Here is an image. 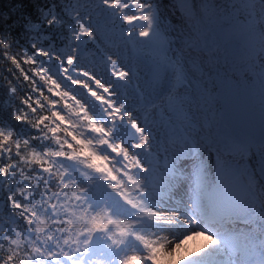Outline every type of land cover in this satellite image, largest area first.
<instances>
[{
  "label": "rangeland",
  "instance_id": "obj_1",
  "mask_svg": "<svg viewBox=\"0 0 264 264\" xmlns=\"http://www.w3.org/2000/svg\"><path fill=\"white\" fill-rule=\"evenodd\" d=\"M74 1L77 4L73 14L77 20V27L72 29V40L66 55L64 54L66 58L64 66L57 68L58 70L53 66L49 68L53 81L62 90L65 98H70L65 102L75 106V112L81 108L87 110V107H91L92 110H87V113L94 117L95 123L105 129H114L116 143L123 141L125 145L142 144V147L134 148L133 152L138 154L152 175L159 180L162 179L160 181L162 190L173 197L167 204L173 203L177 206L175 199L180 197V193L176 191L174 180H178L183 188H189L191 192L186 204H178V207L191 210L190 200L204 183L197 181V184L199 182L197 187L194 183H189V180L179 173L184 169L180 165H176L175 178L168 182L162 167H156L151 160L147 161V157L162 165L159 159L164 154L168 157L170 151L168 143L171 144V141L167 143L164 138L170 134H175L177 139L178 136H182L184 124L175 120L174 115H182L184 111L191 129L198 128L199 131L207 126L205 134L199 132L202 141L214 140L219 130L218 122L228 116L234 122L230 121L232 129L234 128L233 134L237 137L241 133L245 134L242 136L247 142L250 140L251 128L249 125L241 126L240 117L245 114L251 118L254 129L264 126V0H229L227 4L225 2V5L221 6L225 12L220 15L215 11L216 3L208 0L210 10L203 14L201 22L196 23L200 33L199 41L184 36L182 25L189 26V23L187 24V19L185 21L178 15L179 11L174 10L170 0H143L142 6L148 10L145 15L154 16L155 22L150 28L153 35L135 50L122 42L116 47L117 41H112L114 46L110 47L102 33H97L94 39L86 37L81 29L91 30L96 27L95 2ZM201 1L199 0L197 5H201ZM200 10L204 11V7ZM190 11L189 8L186 10L187 15ZM87 41L94 42L96 47L83 50ZM108 53L118 57L120 66L128 73L125 79L117 78L110 72V65L105 60ZM149 61L157 64L154 73L150 70H154L156 65L151 66L148 64ZM148 65L151 66L150 70L147 68ZM163 65H166V68L158 67ZM210 65L211 70L209 68L208 71ZM68 80L78 85L68 84ZM95 80H100L109 88V92L105 93L97 87ZM89 89L103 99L93 97ZM165 90H168L166 95L169 101L160 103L156 96ZM137 93L141 94V101L136 98ZM88 95L97 102L94 108L87 102ZM113 106L116 108L123 106L120 113L123 119L119 118ZM231 106H234L235 112ZM209 107L212 111L207 109ZM59 111L64 118L72 114L68 112L67 107H61ZM142 113L146 115L142 117ZM96 116L100 120H96ZM69 121L76 123L74 118ZM132 121L137 122L142 130L140 133L131 127ZM165 124L174 127L167 131V128L165 130L163 128ZM214 125V130L210 132L211 126ZM86 130L89 138L84 134L82 138L90 140L97 148L103 147L98 142L100 135L93 136L94 132L91 129ZM132 131L134 138L128 141ZM60 137H63V140L57 141L54 153L70 154L71 150L64 142L71 140L69 141L66 135ZM170 139L175 140V137ZM143 152L146 155H141ZM57 158L59 160L56 166L59 168L62 165L64 169L69 167L72 169V165H77L65 157ZM229 163L234 167L238 165L231 158ZM75 172L76 170H73V173ZM208 179L212 180V176ZM209 183L207 180V185ZM206 237L211 243H208V246L205 244L203 250L216 243L209 236ZM190 244L178 250L176 257L178 264L184 257H188ZM221 245L219 242L220 250ZM216 252L215 250L213 253ZM175 254L176 252L165 264H171Z\"/></svg>",
  "mask_w": 264,
  "mask_h": 264
},
{
  "label": "snow or ice",
  "instance_id": "obj_2",
  "mask_svg": "<svg viewBox=\"0 0 264 264\" xmlns=\"http://www.w3.org/2000/svg\"><path fill=\"white\" fill-rule=\"evenodd\" d=\"M94 2L96 27L82 28L86 37L94 39L97 33H102L110 47L114 46L112 41H117L116 47L122 42L133 50L152 37L154 16L145 15L148 10L142 6L143 0ZM105 60L113 76L121 79L128 76L118 57L108 53ZM95 83L105 93L109 92L100 80ZM89 90L93 97L103 99ZM24 103L35 114L39 109L33 104L40 105L43 101L25 99ZM122 107L113 106L120 119ZM80 115L92 131L101 134L98 142L103 147L97 148L90 140L68 132L71 142L64 143L70 154L53 155L82 164L84 170L77 169L76 176L70 167L65 168L56 184L49 178L48 188L55 186L58 191L49 193L45 188L40 203L30 208L26 205L33 203L35 193L19 200L9 197L10 213L16 219L9 221L8 229L0 225V264H165L188 239L197 235L219 239L202 213L181 212L178 201L177 206H166L172 195L162 190L159 178L133 152L142 144L116 143L114 129L95 123L86 109L81 108ZM50 118L64 120L55 111H51L50 117L41 115L39 120L43 124ZM14 119L26 122L22 114H15ZM131 127L137 133L142 131L135 121ZM13 142L19 151L20 140L14 129L0 127V179L15 171L8 169L7 161L12 156L20 159L18 153L4 150ZM32 155L37 158L36 152ZM37 163L42 161L37 158ZM37 171L42 174L46 170ZM218 248V244L210 245L196 255L184 257L180 264H213V252Z\"/></svg>",
  "mask_w": 264,
  "mask_h": 264
},
{
  "label": "trees",
  "instance_id": "obj_3",
  "mask_svg": "<svg viewBox=\"0 0 264 264\" xmlns=\"http://www.w3.org/2000/svg\"><path fill=\"white\" fill-rule=\"evenodd\" d=\"M213 1L217 9H222L221 6L229 2ZM207 2L208 0H202L200 6L201 9L204 7V11L199 15L203 16L210 10ZM73 7V0H0V127L14 129L20 140L19 151L14 142L8 149H4L18 153L20 159L12 156L7 165L8 169L14 168L15 171H9L4 179H0V225L11 227L10 218L16 219L10 213V196L19 200L35 193V197L39 198L44 189L48 188L49 178L54 184L59 182L64 167L61 165L59 168L57 163L51 162L59 160L53 153L57 141L63 140L60 136L69 137L68 132H72L82 138L83 134L87 136L86 129H90L87 122L81 118V109L75 112V106L65 102L70 98H65L49 70L51 66L58 69L64 66V54L66 55L72 40V29L77 27ZM183 7L186 13L189 6H180ZM199 10L200 8L198 12ZM188 14L190 26H193L197 22L198 13L192 8ZM89 47L95 48L96 44L87 41L82 49ZM68 81V84L78 85L72 80ZM25 99H39L43 103L33 104L39 109L33 114L24 103ZM89 101L95 102L92 98ZM61 107H67L68 112L72 114L66 115L64 120L50 118L43 124L40 123L41 115L50 117L51 111L60 113ZM15 114L24 115L26 122L16 121ZM71 118H74L76 123L70 122ZM97 134L94 132L93 136ZM33 152L37 153V158L42 163H37ZM73 166L75 169L78 167L79 170H84L82 164L72 165V170ZM37 169L46 171L41 174ZM74 175L78 176L79 171L76 170ZM57 191L55 186L48 188L49 193ZM29 205L32 204L26 206ZM20 223L23 226V220Z\"/></svg>",
  "mask_w": 264,
  "mask_h": 264
},
{
  "label": "bare ground",
  "instance_id": "obj_4",
  "mask_svg": "<svg viewBox=\"0 0 264 264\" xmlns=\"http://www.w3.org/2000/svg\"><path fill=\"white\" fill-rule=\"evenodd\" d=\"M231 109L235 112L234 106H231ZM239 124L241 126L249 125L251 128V133L253 135L252 137V143L256 146H263L264 143H261L258 141V139L261 137V133L264 130V126L262 128H257L254 129V126L252 125V119L249 118L247 115L244 114V116L239 118ZM255 125V124H254ZM220 135L219 139L222 143H227L228 148H236L240 147L239 140L233 139L234 137H231L227 134L226 129H221L218 133ZM241 141V140H239ZM185 150L189 149L188 145L184 146ZM250 150V144L246 142L245 146L242 148V153L244 154L242 157V160L238 166L239 173H237L235 177V191L234 194L236 195H242L243 200H255L256 199H262L261 206L264 208V157L260 155H256L254 158L248 160L247 162L243 161V158L247 156V151ZM211 155V150L207 149L205 152V156H210ZM197 158H193L192 161H196ZM240 167V168H239ZM254 185L255 188H253ZM227 193V192H226ZM255 197V198H254ZM232 205H236V202L233 200V198H228L226 199V208L231 207ZM249 206L243 205V211L248 209ZM232 212V211H231ZM260 221L263 222L262 224V231H264V216L260 218ZM216 241L215 244L219 245V242L221 238L218 239H213ZM225 240V239H224ZM209 239L206 237V235H197L195 236L194 240L192 241V244L188 245L189 248L195 251H202L204 245L208 246ZM234 244V242H233ZM234 247V245H233ZM201 248V249H200ZM208 248V247H207ZM221 248V247H220ZM180 250V249H179ZM216 253H213V264H232L234 261L231 259H235L237 256L234 253L233 250L228 252L226 249L225 250H220L219 248L216 250ZM177 253L176 252L175 256L173 257V260L171 264H178L177 262ZM239 253V252H237ZM251 254H248L246 251L242 253L243 258H250ZM218 257V258H217ZM256 256H251V258H255ZM217 258V259H216ZM260 264H264V258L259 261Z\"/></svg>",
  "mask_w": 264,
  "mask_h": 264
},
{
  "label": "clouds",
  "instance_id": "obj_5",
  "mask_svg": "<svg viewBox=\"0 0 264 264\" xmlns=\"http://www.w3.org/2000/svg\"><path fill=\"white\" fill-rule=\"evenodd\" d=\"M5 47H7V45H5ZM193 238L192 239H188L186 241H184V245L182 247H184L186 244H190L192 242ZM209 243H211V241H209ZM197 254V251L195 250H189V252L187 253L188 256L190 255H196Z\"/></svg>",
  "mask_w": 264,
  "mask_h": 264
}]
</instances>
